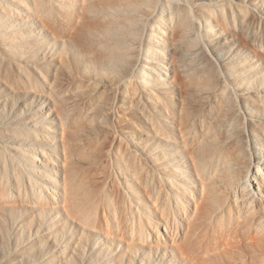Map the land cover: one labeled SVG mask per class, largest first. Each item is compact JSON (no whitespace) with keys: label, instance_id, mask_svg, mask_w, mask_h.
<instances>
[{"label":"bare ground","instance_id":"1","mask_svg":"<svg viewBox=\"0 0 264 264\" xmlns=\"http://www.w3.org/2000/svg\"><path fill=\"white\" fill-rule=\"evenodd\" d=\"M256 23L264 29V0H0V65L23 85L32 68L29 83L43 85L61 128L62 210L89 227L110 211L114 161L127 180L161 186L163 230L152 235L137 200L111 185L113 211L139 224L99 231L105 264L147 257L144 245L163 247L169 264H264ZM191 180L201 183L194 196Z\"/></svg>","mask_w":264,"mask_h":264},{"label":"rangeland","instance_id":"2","mask_svg":"<svg viewBox=\"0 0 264 264\" xmlns=\"http://www.w3.org/2000/svg\"><path fill=\"white\" fill-rule=\"evenodd\" d=\"M259 5L260 3L256 7L258 10ZM249 31L248 45L254 48L251 52L258 51L263 58V27L256 23ZM4 67L0 65V264H105L102 241L106 239L107 232L126 230L127 223L128 226L139 224V220H132L130 217L129 222H125V218L121 219L124 216L120 217L121 214L113 211L116 210L112 204L113 199H108L113 198L111 194L115 195V186H111L113 184L137 200L145 212L143 219L147 224V232L152 235L162 233L161 186L152 181L147 185H138L135 181L127 180L116 161L108 169L109 193L106 201H112L109 205L110 211L106 210L94 216V225L89 227L80 220L69 217L62 210L60 189L57 185L61 171L56 166L62 163L64 156L57 149L61 136V128L56 125L58 120L47 116L50 109L48 110L42 97L43 85L39 82L29 83L32 80L31 67L25 66L23 70V77L29 85L17 82V77ZM37 73L41 82L45 83L44 86L48 85V71L40 69ZM38 121H41L40 129H37L40 125ZM43 153L48 159L47 164L38 161L44 156ZM183 162L181 161L182 164ZM101 171L103 170L98 171V175H105L106 172ZM196 189H201V183L191 180L187 193L194 196ZM177 208L173 212L182 214L184 209H189V205L184 202L179 206L180 209ZM171 214L175 215L172 212ZM154 222H159L157 227ZM99 231L107 235L100 237ZM144 247L147 257H137L135 261L127 258L124 260L125 264L170 263V255H164L163 247L159 250L153 247V251H149L148 245Z\"/></svg>","mask_w":264,"mask_h":264}]
</instances>
